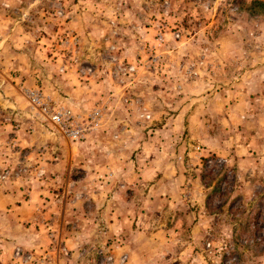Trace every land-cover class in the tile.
<instances>
[{
  "label": "rangeland",
  "instance_id": "374dc122",
  "mask_svg": "<svg viewBox=\"0 0 264 264\" xmlns=\"http://www.w3.org/2000/svg\"><path fill=\"white\" fill-rule=\"evenodd\" d=\"M13 35L0 264H264V0H0ZM107 202L142 237L83 224Z\"/></svg>",
  "mask_w": 264,
  "mask_h": 264
},
{
  "label": "crops",
  "instance_id": "0c3cea01",
  "mask_svg": "<svg viewBox=\"0 0 264 264\" xmlns=\"http://www.w3.org/2000/svg\"><path fill=\"white\" fill-rule=\"evenodd\" d=\"M14 31H16L15 28H14ZM15 38L16 37L13 35L9 39L6 38L0 41V87L3 86L0 89V95L1 93H3L5 96H10L8 104H4V105H8L7 107H13V109L15 107H18V105H15L16 99H18L17 97L19 96L17 84L18 83L25 84V82L26 83L30 82L29 79H25L24 72L26 71V68L24 64H21L20 56L14 55L13 56V59H15L14 61H12L11 58H8V52H10L11 45L16 40ZM0 103L2 102L0 101ZM8 131L9 132L12 131L11 127L7 125L6 123L3 124L0 122V137L8 136L9 135ZM17 135H18L17 137L18 140H20L21 139L20 131L18 132ZM0 140L3 141V139H0ZM246 148L251 149V146L248 145L246 146ZM131 184L132 185L128 186V188L132 187V189H135L137 180L135 179V176H133V174L131 175ZM125 187L126 186L124 184L121 185L120 187L117 186L115 188V192L118 194H123L122 191ZM102 190L103 191L101 192V194L105 192L106 189L103 187ZM123 204H124L123 202L120 204H115V203L113 204L112 202H107L104 205L102 204V206L94 205L93 208L97 209L98 212H100L99 218L97 219L94 217L93 220L85 221L83 224L85 225L91 224L92 227H97L101 223L104 222L105 225H107L110 229L114 230L116 228L120 230L121 231L120 234L123 235L120 237L124 238L125 234L127 235V233L129 232L128 230H130L132 234H135L136 237H142L144 230L139 231L138 229H135L137 226V224H134L135 217H133L132 219V214H130V210L132 206L128 208L124 206ZM129 225H130V229H128ZM125 228H126V232L124 231ZM80 233L81 232H79V234ZM59 234H60V237L61 236L64 237L65 235V238H63L62 240L66 242V245L74 244L75 242L74 234L68 233L64 229L59 230ZM126 243L130 244V242H128L126 239L125 246L122 249L125 250L128 255H130L132 254V251L129 250V245H127Z\"/></svg>",
  "mask_w": 264,
  "mask_h": 264
},
{
  "label": "built area",
  "instance_id": "2783aa9c",
  "mask_svg": "<svg viewBox=\"0 0 264 264\" xmlns=\"http://www.w3.org/2000/svg\"><path fill=\"white\" fill-rule=\"evenodd\" d=\"M29 99L31 107L34 111L37 112L39 116L44 119H48L53 124H56L59 127L64 129L67 127V122L73 118V115L69 110L63 108H57L49 98L42 96L39 92H30ZM74 139H77L79 132H74ZM111 256H107L106 260L108 263L112 261Z\"/></svg>",
  "mask_w": 264,
  "mask_h": 264
}]
</instances>
